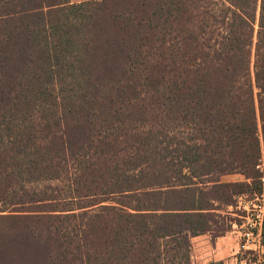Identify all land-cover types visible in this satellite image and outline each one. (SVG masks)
<instances>
[{
	"label": "trees",
	"instance_id": "16d2710c",
	"mask_svg": "<svg viewBox=\"0 0 264 264\" xmlns=\"http://www.w3.org/2000/svg\"><path fill=\"white\" fill-rule=\"evenodd\" d=\"M263 161L264 0H0V264H192Z\"/></svg>",
	"mask_w": 264,
	"mask_h": 264
},
{
	"label": "rangeland",
	"instance_id": "374dc122",
	"mask_svg": "<svg viewBox=\"0 0 264 264\" xmlns=\"http://www.w3.org/2000/svg\"><path fill=\"white\" fill-rule=\"evenodd\" d=\"M83 1V0H73ZM264 169V161L262 164ZM242 174L234 173L222 176V181H239L243 179ZM263 198L259 197L256 200L250 201L246 197L238 199L237 207H230L227 211H222L223 218L218 219V223L213 225L211 232L200 234L192 238V264H209L213 261L223 260L225 264H245V261L240 263L237 255L244 249H252L260 254L259 260L255 264H264V248L260 244V236L251 232L252 228L257 225L256 218H262L264 212ZM261 204V205H260ZM244 210L247 211V217H244ZM228 214V215H227ZM239 217L242 220L241 225L233 223L231 219ZM229 228L219 230L218 227L223 226ZM245 243V246H243ZM254 255H248L253 258Z\"/></svg>",
	"mask_w": 264,
	"mask_h": 264
}]
</instances>
